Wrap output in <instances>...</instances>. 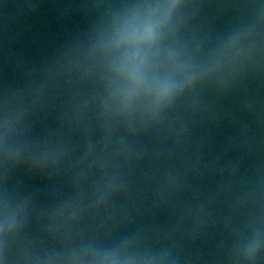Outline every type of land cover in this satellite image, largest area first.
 <instances>
[{
    "label": "water",
    "instance_id": "obj_1",
    "mask_svg": "<svg viewBox=\"0 0 264 264\" xmlns=\"http://www.w3.org/2000/svg\"><path fill=\"white\" fill-rule=\"evenodd\" d=\"M0 264H264V0H0Z\"/></svg>",
    "mask_w": 264,
    "mask_h": 264
}]
</instances>
